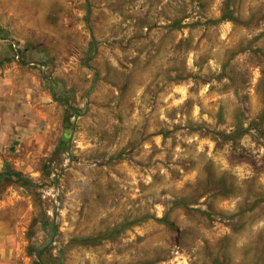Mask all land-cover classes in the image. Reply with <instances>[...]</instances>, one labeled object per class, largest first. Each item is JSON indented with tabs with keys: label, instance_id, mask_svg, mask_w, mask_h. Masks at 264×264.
I'll return each mask as SVG.
<instances>
[{
	"label": "rangeland",
	"instance_id": "obj_1",
	"mask_svg": "<svg viewBox=\"0 0 264 264\" xmlns=\"http://www.w3.org/2000/svg\"><path fill=\"white\" fill-rule=\"evenodd\" d=\"M0 264H264V0H0Z\"/></svg>",
	"mask_w": 264,
	"mask_h": 264
},
{
	"label": "trees",
	"instance_id": "obj_2",
	"mask_svg": "<svg viewBox=\"0 0 264 264\" xmlns=\"http://www.w3.org/2000/svg\"><path fill=\"white\" fill-rule=\"evenodd\" d=\"M42 78L50 83L51 89H52L53 88V83L51 82V80L47 79V78H45L43 76H42ZM9 175H11V177L19 179V180L22 179L21 175L19 173H17V172L9 171Z\"/></svg>",
	"mask_w": 264,
	"mask_h": 264
}]
</instances>
